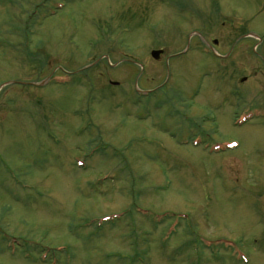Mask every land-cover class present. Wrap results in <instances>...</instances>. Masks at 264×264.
Wrapping results in <instances>:
<instances>
[{"label":"rangeland","instance_id":"obj_1","mask_svg":"<svg viewBox=\"0 0 264 264\" xmlns=\"http://www.w3.org/2000/svg\"><path fill=\"white\" fill-rule=\"evenodd\" d=\"M244 33L264 0H0V264H264Z\"/></svg>","mask_w":264,"mask_h":264},{"label":"flooded vegetation","instance_id":"obj_2","mask_svg":"<svg viewBox=\"0 0 264 264\" xmlns=\"http://www.w3.org/2000/svg\"><path fill=\"white\" fill-rule=\"evenodd\" d=\"M244 32H245V23H244ZM251 35H248L246 36V34L244 33L242 36L238 37V39L236 40V42L231 46V48H228L227 47L225 49H220L219 46H218V41H213L214 43V48H211L210 52L214 61L216 62V66L217 67H221L223 70H226L228 71L229 70V67H233V54L235 52V47L236 45H238V42L239 40H242L243 42V46L242 48H244L243 50L241 49V53H242V56L243 58H245V40H251V39H257V40H260V44L257 43L255 45V47H253L256 51H257V48H260L261 50L264 48V34H262L263 36L261 37L259 34H255V33H249ZM263 47V48H262ZM161 52H163L162 50H159ZM162 55V54H161ZM160 55V56H161ZM258 59L259 60H263L264 62V58L261 54L258 53ZM160 58V57H159ZM225 71V72H226ZM245 82V81H243ZM234 93V94H233ZM230 94L231 96L233 97V95H235V97L239 98V97H242L243 96V93L241 91H230ZM261 104L259 103L257 106H260ZM258 111H260V109H258ZM252 117V115H249L248 116V120H250Z\"/></svg>","mask_w":264,"mask_h":264},{"label":"water","instance_id":"obj_3","mask_svg":"<svg viewBox=\"0 0 264 264\" xmlns=\"http://www.w3.org/2000/svg\"><path fill=\"white\" fill-rule=\"evenodd\" d=\"M161 54H162L161 51H153L151 53V56H152L153 59L158 60Z\"/></svg>","mask_w":264,"mask_h":264},{"label":"trees","instance_id":"obj_4","mask_svg":"<svg viewBox=\"0 0 264 264\" xmlns=\"http://www.w3.org/2000/svg\"><path fill=\"white\" fill-rule=\"evenodd\" d=\"M42 260L44 261L45 259L43 258Z\"/></svg>","mask_w":264,"mask_h":264}]
</instances>
